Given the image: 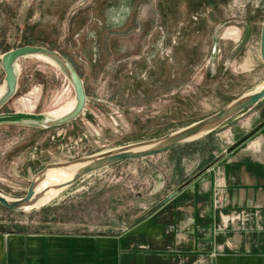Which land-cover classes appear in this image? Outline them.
Instances as JSON below:
<instances>
[{
	"label": "rangeland",
	"instance_id": "374dc122",
	"mask_svg": "<svg viewBox=\"0 0 264 264\" xmlns=\"http://www.w3.org/2000/svg\"><path fill=\"white\" fill-rule=\"evenodd\" d=\"M263 19L264 0H0V93L4 53L35 45L55 54L17 61L16 92L0 106V193L20 199L48 165L169 135L263 86ZM63 61L87 98L78 118L58 124L49 114L76 98ZM263 103L207 135L232 145L227 135ZM167 168L163 158L123 162L37 209L0 204V227L119 231L151 207Z\"/></svg>",
	"mask_w": 264,
	"mask_h": 264
},
{
	"label": "crops",
	"instance_id": "0c3cea01",
	"mask_svg": "<svg viewBox=\"0 0 264 264\" xmlns=\"http://www.w3.org/2000/svg\"><path fill=\"white\" fill-rule=\"evenodd\" d=\"M261 106L233 127L228 147L206 134L157 156L123 161L163 158L168 168L157 175L162 177L157 193L153 184L151 207L121 230L1 226L0 264H264ZM24 114L13 117L20 116L15 119L20 123L29 118ZM184 146L189 151H178ZM50 212L43 209L40 215Z\"/></svg>",
	"mask_w": 264,
	"mask_h": 264
},
{
	"label": "water",
	"instance_id": "95a60500",
	"mask_svg": "<svg viewBox=\"0 0 264 264\" xmlns=\"http://www.w3.org/2000/svg\"><path fill=\"white\" fill-rule=\"evenodd\" d=\"M32 54H48L55 55L53 52L35 45H25L12 50L7 51L2 56V66L5 72V83H6V93L0 99V106L9 100L16 92L17 89V72L16 64L17 61L24 56ZM260 55L264 62V19L262 23L261 36H260ZM65 67L67 68L68 74L72 80L76 93V104L71 113L65 117L58 119L57 123L62 124L71 120H74L80 116L84 106L86 104V91L83 80L73 65L68 61H63ZM264 100V89L258 92H250L240 98L232 101L226 107L218 111L217 113L195 122L185 128H182L176 132L169 135L142 141L138 143L129 144L117 149L108 150L100 152L94 155H90L79 160L78 162L84 163L85 165L81 167L74 177L67 183L62 184L60 187H69L84 176L107 168L109 166L121 163L128 160H138L145 159L153 156H157L166 153L178 146L188 143L191 138L198 133L209 130V133L227 122L228 120L236 117L243 111L257 105L259 102ZM70 161V162H76ZM69 162L54 163L48 165L41 172L36 175L27 190L24 197L20 199H8L6 196L0 193V204L7 209L13 211H22L25 206H30L35 200V189L38 183H40L41 178L49 167H61ZM58 188V187H54ZM46 191L43 193L45 194Z\"/></svg>",
	"mask_w": 264,
	"mask_h": 264
},
{
	"label": "bare ground",
	"instance_id": "6f19581e",
	"mask_svg": "<svg viewBox=\"0 0 264 264\" xmlns=\"http://www.w3.org/2000/svg\"><path fill=\"white\" fill-rule=\"evenodd\" d=\"M36 56L45 57L55 62L54 59L44 54H36ZM16 71H17V64H16ZM6 89H7L6 83H4L2 92L0 93V98L3 97V95L6 93ZM261 89H264V84L263 86H260L256 88L254 91H252V93L258 92ZM75 104H76V98H75V103L73 107L66 113H63V114L50 113L49 115L55 119H61L72 112V110L75 107ZM208 133H209V130H204L198 133L197 135L193 136L191 140H196L198 138H201L202 136ZM84 165H85L84 163L76 161V162H69L68 164L61 166V167L54 166V167H49L48 169H46V171L44 172L41 178L40 183H38L36 186V189H35L36 198L34 202L30 206H25L24 210L37 209L39 207L46 205L53 199H55L67 188V187L62 188L60 186L70 181L74 177V175L77 173V171ZM54 187H58V188H54ZM45 191L46 193L43 194Z\"/></svg>",
	"mask_w": 264,
	"mask_h": 264
}]
</instances>
